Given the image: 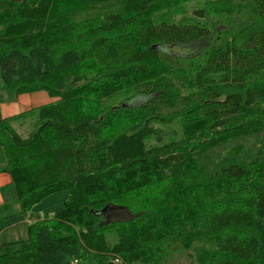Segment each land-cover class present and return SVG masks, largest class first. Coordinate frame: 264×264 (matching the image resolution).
I'll list each match as a JSON object with an SVG mask.
<instances>
[{"label": "trees", "instance_id": "16d2710c", "mask_svg": "<svg viewBox=\"0 0 264 264\" xmlns=\"http://www.w3.org/2000/svg\"><path fill=\"white\" fill-rule=\"evenodd\" d=\"M181 1L0 0L3 88L53 99L0 118V170L23 213L69 193L0 264H264V0Z\"/></svg>", "mask_w": 264, "mask_h": 264}, {"label": "rangeland", "instance_id": "374dc122", "mask_svg": "<svg viewBox=\"0 0 264 264\" xmlns=\"http://www.w3.org/2000/svg\"><path fill=\"white\" fill-rule=\"evenodd\" d=\"M206 0H182L181 5L177 9L176 13V19L189 17L192 16V12L198 8L201 7V3L205 2ZM202 44H196L191 46H176L174 48L175 52L177 53H186L191 54L195 51H197ZM89 71H95V65L94 63H85L78 67L77 70L74 72L81 73V72H89ZM7 89V87L5 86ZM3 88V83L0 77V114L1 117H8L14 114H18L21 111H27L28 109L41 105L46 102H51L53 99L50 98L48 93L44 90H38L30 93H22V94H16L13 92V90L5 89ZM138 102V100L134 101L131 100V104ZM120 126V125H119ZM16 127L18 130H21V124L16 123ZM12 192L14 191L13 187H11ZM192 190V189H191ZM15 196V193H14ZM69 193L66 190L57 191L53 194H50L49 196L43 198L38 203L34 204L31 212L32 216H30V219L28 220V216H24L21 213H17L15 216H8V217H0V244L3 239H6V241L14 242L19 239H25L27 237L26 232V226L22 224L18 229L12 228L11 222L15 220L16 216H19L20 218H25L26 220L34 221L38 219H47L49 217L50 213L53 216L57 214L60 210H62L64 203L68 200ZM159 201H155L154 199L147 202L148 206H155L157 205ZM14 202L9 204L11 208L13 209ZM15 212L18 210V203L15 202ZM12 213V212H10ZM120 213L123 215L121 211H114L110 213V217L114 216L116 214ZM25 223V222H24ZM166 233H169L168 231L164 230V226H162L161 230L156 231L157 237H162ZM5 241V240H3ZM2 241V242H3ZM184 256L182 253L181 248H178L176 251L175 256H170L168 259V263H170L173 260H183Z\"/></svg>", "mask_w": 264, "mask_h": 264}, {"label": "crops", "instance_id": "0c3cea01", "mask_svg": "<svg viewBox=\"0 0 264 264\" xmlns=\"http://www.w3.org/2000/svg\"><path fill=\"white\" fill-rule=\"evenodd\" d=\"M0 118H3V117H1V114H0ZM11 187H13V184L11 181L10 174L5 172V171L0 170V217L15 216V215H17V213H21L24 216H28L27 218L29 220L30 216H32L31 210L33 207L29 210V212L23 213L21 211V206H20L19 202L16 200V198L14 196L15 190L12 192ZM13 189H14V187H13ZM13 202H14V205H13V209H12L11 206H9V204H11ZM15 202L18 203V210L16 212L14 211V210H16L15 209ZM10 212H12V213H10ZM52 214H54V213H50L48 218H51L53 216ZM28 220H26L25 218H20L19 216H16L15 220H13L11 222L12 225H10V226H12V228H14V229L19 230L20 226L22 224H24L26 226V232H27V226L29 223ZM3 240H5V241H3ZM3 240H2L3 242L1 241V244L11 243L9 241H6V239H3Z\"/></svg>", "mask_w": 264, "mask_h": 264}, {"label": "built area", "instance_id": "2783aa9c", "mask_svg": "<svg viewBox=\"0 0 264 264\" xmlns=\"http://www.w3.org/2000/svg\"><path fill=\"white\" fill-rule=\"evenodd\" d=\"M115 261H117V260H115Z\"/></svg>", "mask_w": 264, "mask_h": 264}]
</instances>
